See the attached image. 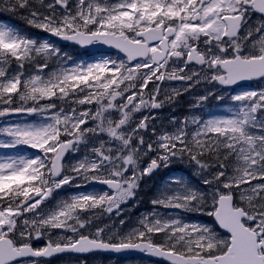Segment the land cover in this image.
<instances>
[{
  "label": "snow or ice",
  "instance_id": "1",
  "mask_svg": "<svg viewBox=\"0 0 264 264\" xmlns=\"http://www.w3.org/2000/svg\"><path fill=\"white\" fill-rule=\"evenodd\" d=\"M37 2L47 11L33 0H0V10L26 11L36 29L81 47L106 45L124 58L68 64L54 43L0 25V118L37 117L0 126V264L94 250H138L167 264H264V89L231 95L226 114L173 117L174 129L153 127L150 143L141 134L155 119L152 109L201 81L224 88L264 81V0ZM214 94L209 89L192 107ZM81 145L86 154L66 163ZM148 153L155 155L141 167ZM176 161L205 188L169 177L136 227L94 226L105 214L119 217L144 176ZM94 184L106 187L40 209L65 186ZM190 213L213 217L224 235L185 218ZM44 236L47 245L34 248L31 241Z\"/></svg>",
  "mask_w": 264,
  "mask_h": 264
},
{
  "label": "rangeland",
  "instance_id": "2",
  "mask_svg": "<svg viewBox=\"0 0 264 264\" xmlns=\"http://www.w3.org/2000/svg\"><path fill=\"white\" fill-rule=\"evenodd\" d=\"M44 2H45V4H47V3L50 2V0H44ZM33 3H34V7L37 10L47 11L46 8H41V6L37 2V0H33ZM7 12L13 13L11 11H7ZM16 13L18 14V16L22 20H25L24 22H26L25 23L26 25H29L27 23L26 18H25L27 16V14H28L26 11L22 10V11H18ZM250 19H251V23L252 24L260 23V18L257 15L253 14ZM0 25H4V24H0ZM32 28H33V30H32L33 32L31 33L32 34L31 37L35 38L37 41L48 40L49 42L54 43L55 46L59 49L60 54L67 60L68 64L90 63V62H93V61H95L97 59H100V58L122 59L121 57H119L117 55L108 54V53L99 54V55H92V56L88 57L85 53H81V52H79V50H77V49H75L73 47H70L68 45H64V46L58 45L57 43H55L54 41H52L51 39L48 38V36H47L48 33L43 32L42 30L36 29L34 27H32ZM51 66H54V65L50 64V67ZM47 71H48V69H45V72H47ZM149 88H151V86H149ZM209 89H213L215 94L209 96L208 100L205 101L204 104L201 107H198V108L192 107V105L196 104V102H195L196 101V97L207 94ZM261 89H264V81H259L257 83L251 84L250 87L241 86V87H238V88H235V89H232V90H222L217 85L213 86V85L208 84V83H206L204 81H201V83L199 85H193V87H192V89L190 91L185 92V93L181 94L180 96H178V97H182V100L179 101V103L186 102L187 100L190 101V104H186V106H185L186 112L187 111H190V112H187L186 114H179L178 116H174V114L172 112H170V108H169V111H168V109L165 108L166 107V103L168 104L169 107L172 106L173 103L166 102L165 105L162 108H160V109H152L151 113H152V115L155 118H157L161 114H165V115H167V116H169L171 118L175 117L177 119V122H179L181 119H183L185 117L190 118L192 115H198V116L199 115H203V117H208V116H213V115H222L223 114L222 111H224L226 109L225 105H227V104L223 105L221 108L214 107V106H216V104H224L225 102L228 103L229 101L232 102L230 100V96L235 94V93L242 92V91H247V90L259 91ZM221 94H223V96H224V99H222L223 103L220 102V101L217 102V99H216V96L221 95ZM191 99H192V101H191ZM177 103H178V100H175V102H174V104L172 106V108L174 110L178 109ZM208 105H209V109H208ZM92 107L94 108L95 105H93ZM213 108H214V110H212ZM145 114H147V113L143 112L142 114L141 113L135 114L136 116L134 118V122H135V120H138L141 116H143ZM172 114H173V116H172ZM171 118H164L166 120L165 124L167 126H169V127L173 124L172 123L173 119H171ZM13 119L18 120V121H20V120H29V121H31V120L37 119V117L28 116V115H21V116H18V117H3V118H0V126L5 125L9 120H13ZM170 129L172 131L174 129V126L171 127ZM171 131H169V132H171ZM144 134L151 136V134H149L148 131L144 132ZM4 151H11V150H4ZM85 154H86V146L85 145H81V151L76 153V154H74V155L73 154H69V156H68V158L66 160V163L67 162H71L74 158L83 157ZM173 164L176 165V166H179V167H182L183 165L186 166V167H190L187 163H181L179 161H176V162L172 163L168 168H160L159 172L155 174V178H154V181H155L154 183L160 185V187H158V189H157L158 191L161 189V187L163 185H165L167 183L169 177H182L184 182L186 183V180H185L186 177H185L184 174L177 173L175 171L169 172L170 171L169 169L173 166ZM145 165H147V164H142L141 161H140V166L141 167H145ZM189 173L191 175L195 174L192 168L189 169ZM193 177H195V176L193 175ZM162 181H163V183H162ZM190 181H191V183H189V184L192 187L201 188L199 183H198L199 186H197V181L196 180H193V181L190 180ZM80 191H99V190H87L85 188H71L69 186H65L64 188H62V189H60V190H58L56 192H53V194L49 198V200L45 201L40 206V209H42V210H44L46 212L49 209L54 208L58 201L67 199L69 194L80 192ZM130 200L131 199H129L128 201H130ZM150 202L147 203V207L148 208L145 209V211L143 212V217L146 214L150 213L152 211V209H153V206H152V204ZM125 204H122L121 206H123ZM159 211H161V212L173 211L174 213L176 212V210H165V209H160ZM184 215H185V218L190 219L191 221H193L195 223L207 225V226H209V227L214 229V227H213V225L211 223L210 217L207 216V215H203V214H200V213H190V214H184ZM143 217H139V219H137L133 224L132 223L128 224L122 218L125 221V223L123 225H121L120 224V220L121 219H119L118 216H116L115 212H113L111 217H109L108 215L105 214L102 217L96 218L94 220V226H97V225L98 226H105V225H107V227L109 229H112V230H114L116 232H127V231L131 230L132 228L136 227L138 225L139 220L142 219ZM64 235L71 236L72 234L71 233H66ZM51 239L53 241H55V240H57V236L55 234H53ZM44 242H49V237L48 236L41 237L40 239H33L31 241V244H32V246L34 248H40V247L43 246ZM40 262H41V264H131V263L115 262V261L108 260V259H103V258H100V257H90L88 259L82 260V262H74L72 260V258H62V260L53 261V262H43V261H40ZM134 264H138V263L135 262Z\"/></svg>",
  "mask_w": 264,
  "mask_h": 264
},
{
  "label": "water",
  "instance_id": "3",
  "mask_svg": "<svg viewBox=\"0 0 264 264\" xmlns=\"http://www.w3.org/2000/svg\"><path fill=\"white\" fill-rule=\"evenodd\" d=\"M259 14V13H257ZM260 15V14H259ZM58 41H60L61 43H65L66 41H63V40H60V39H57ZM71 44H75V43H72L70 42ZM77 45V44H75ZM79 47H81L80 45H78ZM90 46V45H89ZM89 46H86V47H81L83 49H86V48H90L92 51H96V50H106V49H109V50H114L116 52H118L116 49L114 48H110L106 45H100V44H97L95 47H89ZM119 53V52H118ZM122 55H124L123 53H120ZM257 79H254V80H251V81H255ZM251 81H242L240 82L239 84H242V83H248V82H251ZM237 84V85H239ZM237 85H234L232 87H235ZM224 88V87H223ZM231 88V87H230ZM99 185V184H98ZM101 187H106V186H103V185H99ZM219 227V226H218ZM222 232H224L223 229H220ZM96 252H99V253H103V254H109V255H116V256H136L137 254V251L136 250H124V251H121V252H114V251H106V250H94V251H90V252H86V253H78V252H73V251H64V252H60V253H54L52 255H56V254H64V253H67V254H74V255H80V256H84V255H87V254H90V253H96ZM51 255V256H52ZM50 256L48 257H43L45 259L49 258ZM149 258H152V259H155V260H159L157 257H154L152 255H149L148 256Z\"/></svg>",
  "mask_w": 264,
  "mask_h": 264
},
{
  "label": "flooded vegetation",
  "instance_id": "4",
  "mask_svg": "<svg viewBox=\"0 0 264 264\" xmlns=\"http://www.w3.org/2000/svg\"><path fill=\"white\" fill-rule=\"evenodd\" d=\"M145 143L147 144V143H149V141L145 138Z\"/></svg>",
  "mask_w": 264,
  "mask_h": 264
},
{
  "label": "trees",
  "instance_id": "5",
  "mask_svg": "<svg viewBox=\"0 0 264 264\" xmlns=\"http://www.w3.org/2000/svg\"><path fill=\"white\" fill-rule=\"evenodd\" d=\"M1 6H2V4H1ZM177 112H178V113H180V111H179V110H178Z\"/></svg>",
  "mask_w": 264,
  "mask_h": 264
}]
</instances>
